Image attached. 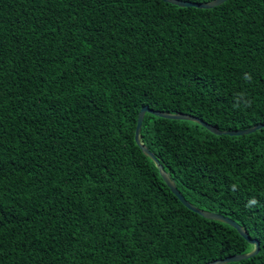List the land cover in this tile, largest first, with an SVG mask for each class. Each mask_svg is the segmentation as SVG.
I'll return each mask as SVG.
<instances>
[{
  "label": "trees",
  "instance_id": "1",
  "mask_svg": "<svg viewBox=\"0 0 264 264\" xmlns=\"http://www.w3.org/2000/svg\"><path fill=\"white\" fill-rule=\"evenodd\" d=\"M204 4L214 0H181ZM144 107L264 125V0H0V264H211L254 251L136 142ZM141 142L264 264V129L145 115Z\"/></svg>",
  "mask_w": 264,
  "mask_h": 264
},
{
  "label": "water",
  "instance_id": "2",
  "mask_svg": "<svg viewBox=\"0 0 264 264\" xmlns=\"http://www.w3.org/2000/svg\"><path fill=\"white\" fill-rule=\"evenodd\" d=\"M166 3H170L182 8H187V7H194L197 9H213L217 6H220L227 2L228 0H214L209 3H204V4H195V3H190V2H185L181 0H163ZM147 113H151L154 116L165 118V119H171V120H181V121H191V122H196L206 129H208L211 133L222 136V135H227V136H243V135H249L252 133H255L256 131L264 129V125H258L256 127L247 129V130H242V131H229V132H223L215 128L214 126L202 121L201 119L187 115V114H168L164 112H159V111H154L149 109V107H144L139 115L138 118V123H137V129H136V142L139 145V147L142 149V151L149 156L157 165L161 176L165 180L166 184L169 186V188L172 190V192L180 199V201L191 211L201 215L202 217L214 221H220L223 222L234 229H236L241 236H243L251 245L255 246V249L253 252L245 255H237V256H232L223 260H218L215 262H212L211 264H228V263H233V262H240L242 260L250 259L255 256H257L260 252V243L257 240L251 239L250 235L244 230L242 226H240L238 223L233 221L230 218H227L223 215L216 214V213H210L206 212L200 209H197L195 206H193L189 201L185 199V197L181 194V192L178 190L175 182L171 179V176L165 171L164 167L161 165L160 161L156 158L155 154L152 153L145 145L142 144L141 142V130H142V124L145 118V115Z\"/></svg>",
  "mask_w": 264,
  "mask_h": 264
}]
</instances>
